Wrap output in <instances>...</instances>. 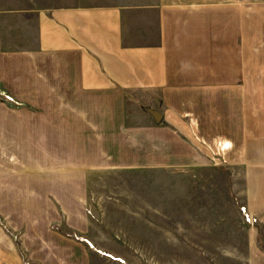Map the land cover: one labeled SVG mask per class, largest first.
Instances as JSON below:
<instances>
[{
	"label": "crops",
	"instance_id": "0c3cea01",
	"mask_svg": "<svg viewBox=\"0 0 264 264\" xmlns=\"http://www.w3.org/2000/svg\"><path fill=\"white\" fill-rule=\"evenodd\" d=\"M255 6L264 0H92L44 8L36 39L6 51L0 14V87L28 112H46L35 103H59L61 110L42 117L65 118L63 142L70 143V132L78 141L101 133L106 146L138 151L134 137L141 134L155 148L148 164L157 166H203L232 152L227 164L243 170L247 212L264 221V109L253 104L264 100L257 88L264 87V64L260 72L257 64L264 32L251 15ZM137 100L161 105L162 121L148 119ZM137 112L145 122L129 123ZM52 126L49 120L40 129ZM10 130L17 141L18 128ZM257 243L249 260L264 264Z\"/></svg>",
	"mask_w": 264,
	"mask_h": 264
},
{
	"label": "rangeland",
	"instance_id": "374dc122",
	"mask_svg": "<svg viewBox=\"0 0 264 264\" xmlns=\"http://www.w3.org/2000/svg\"><path fill=\"white\" fill-rule=\"evenodd\" d=\"M85 1L0 0L2 49L35 40L44 8ZM250 10L263 33L264 7ZM257 55L260 72L264 53ZM135 102L152 121L163 112ZM35 104L47 113L62 108ZM253 104L264 109V100ZM46 112H28L0 87V264H251L250 245L264 250V221L247 212L243 170L227 164L232 152L203 166L151 165L147 136L134 137L138 151L106 146L101 133L78 141L70 132L63 142L69 124ZM139 113L127 121L141 124ZM49 120L52 129L42 131Z\"/></svg>",
	"mask_w": 264,
	"mask_h": 264
},
{
	"label": "water",
	"instance_id": "95a60500",
	"mask_svg": "<svg viewBox=\"0 0 264 264\" xmlns=\"http://www.w3.org/2000/svg\"><path fill=\"white\" fill-rule=\"evenodd\" d=\"M153 114H154V117H155V120L157 121V122H159V120H160V118H161V114H159V113H155V112H153Z\"/></svg>",
	"mask_w": 264,
	"mask_h": 264
},
{
	"label": "built area",
	"instance_id": "2783aa9c",
	"mask_svg": "<svg viewBox=\"0 0 264 264\" xmlns=\"http://www.w3.org/2000/svg\"><path fill=\"white\" fill-rule=\"evenodd\" d=\"M248 215V214H247Z\"/></svg>",
	"mask_w": 264,
	"mask_h": 264
}]
</instances>
